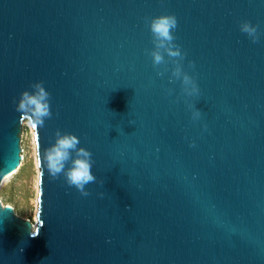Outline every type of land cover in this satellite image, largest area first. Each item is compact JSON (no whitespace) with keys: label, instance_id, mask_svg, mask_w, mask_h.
<instances>
[{"label":"water","instance_id":"water-1","mask_svg":"<svg viewBox=\"0 0 264 264\" xmlns=\"http://www.w3.org/2000/svg\"><path fill=\"white\" fill-rule=\"evenodd\" d=\"M161 14L177 17L198 96L171 82V61L153 66ZM40 81L42 127L16 109ZM25 119L37 223L0 202V264H264V0H0V183ZM58 129L93 154L88 196L48 174Z\"/></svg>","mask_w":264,"mask_h":264},{"label":"clouds","instance_id":"clouds-1","mask_svg":"<svg viewBox=\"0 0 264 264\" xmlns=\"http://www.w3.org/2000/svg\"><path fill=\"white\" fill-rule=\"evenodd\" d=\"M147 23L154 45L148 53L153 66L157 69L165 66L164 71H159L158 75L163 76L168 71L166 66L171 61L174 65L171 69V82L179 81L183 93L188 97L198 96L199 85L184 68L183 62L187 53L176 43L174 33L178 27L177 17L174 14H161L149 18ZM258 28L259 26L252 24L251 21H244L240 25V30L254 43L259 40ZM194 66L193 63L191 67ZM31 89L21 93L16 109L30 116L34 123L42 127L46 120L52 117L51 93L46 90L43 81L32 84ZM189 108L193 110V119H199L201 111L195 104H189ZM79 145L80 138L77 135L58 129L55 133V142L45 150L43 159L48 174L53 179L63 176L68 186L75 187L83 196H88L90 192L86 186L97 180L92 171L93 154L89 149Z\"/></svg>","mask_w":264,"mask_h":264},{"label":"rangeland","instance_id":"rangeland-1","mask_svg":"<svg viewBox=\"0 0 264 264\" xmlns=\"http://www.w3.org/2000/svg\"><path fill=\"white\" fill-rule=\"evenodd\" d=\"M20 162L3 183H0V202L10 205L16 215L37 223L39 166L36 154L35 131L28 119L20 129Z\"/></svg>","mask_w":264,"mask_h":264},{"label":"bare ground","instance_id":"bare-ground-1","mask_svg":"<svg viewBox=\"0 0 264 264\" xmlns=\"http://www.w3.org/2000/svg\"><path fill=\"white\" fill-rule=\"evenodd\" d=\"M10 175V174H9ZM8 176H6L3 180H2V182L1 183H3L4 182V180L7 178Z\"/></svg>","mask_w":264,"mask_h":264}]
</instances>
